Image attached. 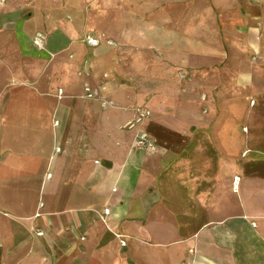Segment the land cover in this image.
Returning a JSON list of instances; mask_svg holds the SVG:
<instances>
[{
    "label": "crops",
    "instance_id": "0c3cea01",
    "mask_svg": "<svg viewBox=\"0 0 264 264\" xmlns=\"http://www.w3.org/2000/svg\"><path fill=\"white\" fill-rule=\"evenodd\" d=\"M0 264H264V0H0Z\"/></svg>",
    "mask_w": 264,
    "mask_h": 264
},
{
    "label": "built area",
    "instance_id": "2783aa9c",
    "mask_svg": "<svg viewBox=\"0 0 264 264\" xmlns=\"http://www.w3.org/2000/svg\"><path fill=\"white\" fill-rule=\"evenodd\" d=\"M44 40H45V36L42 33H36L35 36L33 37L32 43L35 47L42 48ZM85 42L89 46H96L99 43L98 39L90 36H87L85 38ZM84 93H85V97L88 99H94L96 97V93L91 91V89L87 85L84 86ZM148 116H149V111L141 109L137 117V121L140 122L142 119L147 118ZM134 144L136 147L142 148L150 153H153L157 147L154 140L151 139L145 132L142 131L137 133ZM238 183H239V177H234L233 178L234 189L237 188ZM116 237L120 239L121 235L116 234ZM120 246L121 247L125 246V241L123 239L120 240Z\"/></svg>",
    "mask_w": 264,
    "mask_h": 264
},
{
    "label": "rangeland",
    "instance_id": "374dc122",
    "mask_svg": "<svg viewBox=\"0 0 264 264\" xmlns=\"http://www.w3.org/2000/svg\"><path fill=\"white\" fill-rule=\"evenodd\" d=\"M87 37V36H86ZM85 37V38H86ZM85 38H84V41H85ZM255 54L254 55H259V52H254ZM193 77V74H192V72L191 71H189V70H185L184 72H183V79H184V81L185 82H189L190 80H191V78ZM201 99H202V101H204L205 100V96L204 95H201ZM137 121V120H136ZM138 122V121H137ZM140 131H142L143 132V130L141 129Z\"/></svg>",
    "mask_w": 264,
    "mask_h": 264
}]
</instances>
